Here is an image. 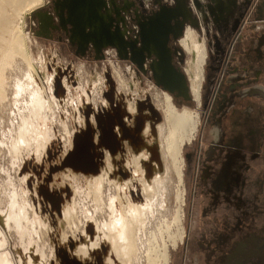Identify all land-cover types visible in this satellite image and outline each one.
<instances>
[{
    "label": "rangeland",
    "instance_id": "374dc122",
    "mask_svg": "<svg viewBox=\"0 0 264 264\" xmlns=\"http://www.w3.org/2000/svg\"><path fill=\"white\" fill-rule=\"evenodd\" d=\"M106 1L108 2V0ZM134 1L137 2V8L144 12L149 8L156 9L157 6L152 3L154 1L170 5L174 0ZM207 1L202 0V5H207ZM51 2L52 0H42L38 6L26 14L22 23L33 62L26 64L18 55H14L11 63L10 61L1 63V73H3L1 88L4 90V97L0 99L1 264H54L56 258L59 259V262L57 261L55 264H81L77 259L71 260L70 258L69 252L70 250L74 252L75 246L70 248L60 246L59 242H63L67 236H81L86 222L89 223L90 221L89 224L93 223L95 226H100L108 221V215L112 208L110 197L113 196L114 192L112 185L107 184L108 178L102 171L105 185L104 189L97 193L96 190L89 188L84 175L100 172V166L103 164L102 159L107 152L105 150H108L110 154H116L118 146L120 149V141L115 137L114 130L118 121L122 123L124 115L121 114V104L116 101L117 97L114 91L117 73L124 83L135 82V90L138 92L137 99L149 104L150 111L155 114L156 112L159 113V118L162 119V112L155 109L154 103L156 102V94L162 92L163 89L154 83L148 67L146 74L135 71V65L128 60L118 58L115 49L112 47H106L102 50L103 58H95L92 56V52H85L84 55L74 52L75 48L69 45L65 36L64 38L61 35H55L53 38H49L52 29L55 27L54 18L51 14L53 13ZM186 2L192 19L197 23L193 24L189 22L191 19L189 21L186 19L180 38L189 26L196 30L200 40L206 41V48L208 49L204 64L200 103L192 99L187 102L181 98L176 99L182 102L177 103L179 109H182L183 106L189 107L198 114L202 124L203 113L206 111L205 101L209 92L208 80L213 77L216 82H221V79H217L220 72L215 73L211 68L212 65H215V57L214 60L210 58L214 53L208 44L209 40L211 41V32L208 31L210 25H206L202 11L193 8V0H186ZM250 2L244 11L245 15H243V20L236 34L225 48L229 65L237 64L241 59L238 52H254L253 48L257 45L258 40L263 37L264 0H250ZM135 11L139 13L136 8ZM40 15L51 17L47 31L41 29ZM18 23V18H14L13 29ZM130 27L135 33L136 26L131 24ZM65 30L67 29L65 28ZM240 33L242 36L239 38L238 34ZM180 38L175 39L173 52H177L176 54L179 55H176L175 65H173L187 77L185 68L190 56L180 46ZM90 48L92 47L88 48L89 51ZM261 49L264 52V44ZM229 56L230 59H228ZM33 71L39 73V76L41 75L40 80H37L39 76H36L30 82L28 74L31 75ZM51 74L55 75L51 89H48V84L46 85L44 79ZM44 75L45 77H43ZM100 78L105 81L104 85L98 84L100 81L97 80ZM88 85H91V89L88 88ZM84 90L86 91L84 92ZM86 97L92 98L86 102ZM93 98L94 100H92ZM101 99L109 101L111 109L102 110ZM263 105L262 103L257 104V109H254L255 112L263 108ZM243 109L248 110L247 108ZM84 123L86 126L83 125ZM73 131L76 135L72 139V148L69 147L70 149H68L67 142L70 136L68 133ZM138 131L140 128L137 129ZM97 133L100 135L98 146L94 143V137ZM125 138H128V135ZM193 143V141L192 143H185L182 150V156L185 159L183 183L178 182L179 179L171 164V159L167 156L168 169H162L159 175L153 172L154 176L150 177L151 180L156 176H159L160 179L158 180L156 177L155 180L149 182L153 188L147 187L146 191L138 188L132 192L133 197L138 200H134V204L137 201L136 205H139V209L136 207L127 208V205L124 206L127 213H124L121 211L120 204L116 207V212L111 219V222L115 224L111 227V231L113 232L115 228L122 226L124 217H127L128 221L130 219L128 223L131 228L135 226L130 233L134 247L131 251L128 246V248L126 245L122 246V250L125 249L123 250L125 256L120 254L121 260L127 257V260L129 258L131 260V262L129 260V264H165L162 253L165 251L163 247H166L165 252L168 253V257L170 256L169 263L182 264V248L190 220L189 178L191 171L195 170L194 160L191 159V153L194 149ZM161 164L164 166L162 162ZM67 169H72L77 172V175H71ZM163 171L166 175L163 174ZM158 181H161L162 185ZM62 184L64 187L61 186ZM157 188L158 190H156ZM176 194L179 196L177 197ZM157 195H160L159 198ZM162 195L163 198H161ZM182 199L184 201H181ZM65 204H67L66 209L70 216L68 215L67 222L61 224V228H57L53 220L56 213L63 217L62 210ZM140 204L145 207L144 210ZM148 204L150 208L147 207ZM48 211L52 215L49 216ZM141 211L145 212L141 213ZM50 217L51 219H49ZM132 218L136 222L132 221ZM182 228L185 233L184 238H182L183 241L180 238ZM128 251H131L132 254H129ZM107 255L105 248L104 253L99 258V264H103L102 258L107 257Z\"/></svg>",
    "mask_w": 264,
    "mask_h": 264
},
{
    "label": "flooded vegetation",
    "instance_id": "af4514ba",
    "mask_svg": "<svg viewBox=\"0 0 264 264\" xmlns=\"http://www.w3.org/2000/svg\"><path fill=\"white\" fill-rule=\"evenodd\" d=\"M108 1L112 6L107 5L106 13L114 18L113 24L124 32L121 33L125 38H134L139 31L138 20L157 9L149 8L144 12L138 9V13L134 0ZM197 1L198 7L194 4L193 8L202 11L206 25H210L211 41L208 44L214 52L210 58L214 60L215 57V65L211 68L215 73L220 72L217 79L221 82L209 78L203 122L199 121V129L197 127L190 142H194L191 159L195 170L189 178L190 220L182 248V264H264V105L258 112L254 110L257 104H264V52L261 49L264 33L253 48L254 52H238L241 59L237 64L229 65L225 48L228 42L231 43L251 2L208 0L207 5H202L204 1ZM175 3L174 0L170 5ZM57 4V0H52L55 27L49 38L65 36L69 45L75 48L74 52L80 54L81 48L70 42V26L67 24L65 30L56 16ZM181 15L171 29V33L180 36L184 20L190 16L194 21L186 4ZM131 24L136 26L135 33ZM78 35L73 34L76 38ZM238 35L239 38L242 36L241 33ZM173 38L171 36L168 42L171 51L175 49ZM198 40L204 45L205 64L206 41L199 37ZM85 52L95 56L92 48ZM176 53H171L174 65L176 55H179ZM121 54L116 53V56L122 60L124 54ZM204 64L197 99L189 88L190 100L198 103L201 101ZM144 67L146 69L147 65Z\"/></svg>",
    "mask_w": 264,
    "mask_h": 264
},
{
    "label": "bare ground",
    "instance_id": "6f19581e",
    "mask_svg": "<svg viewBox=\"0 0 264 264\" xmlns=\"http://www.w3.org/2000/svg\"><path fill=\"white\" fill-rule=\"evenodd\" d=\"M41 2L42 0H0V99L4 97V90L1 88L2 87L1 79L3 75V73H1L2 72L1 63L2 62L8 63L9 61L11 63V60L12 58H14L13 57L14 55H18L22 59V61L26 64H31L33 62V57L31 56L29 47L26 43V38H25L26 35L23 32L22 23H23V20L26 14L30 10L38 6ZM177 2H178L180 11L182 9H185V4L183 2H181L180 0H177ZM110 3H111V0H110ZM105 4H106V8H108L107 5H109V1L107 2L105 0ZM109 6H112V4H110ZM106 8H105V11H103V13L101 14L105 21L107 20L108 14H110V13H106ZM14 18H18V21H19L18 25L16 24L15 29H13V25H12ZM138 19H140L139 16H138ZM187 19H190V16ZM50 21H51V17L49 15H40L41 29L44 31L45 30L47 31L48 30L47 25L50 24ZM171 36L177 39L180 36V34L176 35L175 33H171L170 37ZM179 43L182 49L186 51V53H188L190 56V58L188 59L189 61L187 62V66L185 68V72L187 74V77L184 78L185 86H183L182 84L173 92H169L164 89L160 93L156 92L157 93L155 97L156 102L155 103L153 102V103H154L155 109H159L162 112L161 113L162 119L159 118V113L156 112L155 114L152 111H150L149 104L141 102L139 101V99H137L138 92L137 90H135V87H136V85L134 84L135 82L124 83V81L119 77L120 75L117 73V80H116L114 91H115V96L117 97L116 101L121 104V114L124 115V119L122 120V123H119L118 121L117 126L115 127V130H114L115 137H117L118 141H120V149L118 146V152L116 154L114 152H113L114 154H110L108 150H105L107 152H105V157L104 159H102L103 164L102 166H100L101 167L100 172L98 174L88 173L84 175V178L86 179L87 185L89 186V188L96 190L97 193L98 192L100 193V191L104 189V185H105L104 179L102 178V175L104 174H101V173L102 171L105 172L106 177L108 178L107 184L112 185V188L114 191L113 196L110 197L111 205H112L111 212H110L111 215L109 214L108 221L102 224L100 223L101 224L100 226H97V225L95 226L92 223V220H91L92 224H89L90 221L89 223L86 222L85 226H83V231H82L81 236L79 237L67 236V238H65L63 242H59L60 246L63 245L69 248L73 245L75 246L74 252L71 250L69 252L71 260L77 259L81 264H94V263L99 264L100 262L99 258L104 253V250L106 248L108 255L107 257L102 256L103 264H129L128 262L130 258L129 260H127V257H126L124 259L122 258L121 260V258L119 257H120V254L121 255L125 254L123 251L125 249L123 248L122 250V246L126 245V248L129 247L130 248L129 250L132 251V247H134V245H133V240L130 237V233L131 231H133L131 229L132 228L134 229L135 226H132L131 228V225H129L128 223L130 219L128 221V218L124 217L125 219L122 221L123 222L122 226H120V228L118 227L115 228L112 232L111 227L114 226L115 223L113 224L111 222V219L113 217V214L116 212V207L118 206V204H120L121 211L124 213H127L124 206L128 205L127 208L128 207L138 208L139 205L138 206L136 205L138 200L135 197H133L132 192L134 190L136 191V189L138 188H141L142 190H145V191L147 187L148 188L150 187L151 189L152 186L150 185L149 182L150 181L152 182V180L156 178L157 176L152 178V180L150 177L154 176L153 172L156 175L157 174L159 175L162 169L167 168V162H166L167 156L170 157L171 159V162H172L171 164L173 165L176 175L179 179L178 182L180 181L181 183H183L182 176H183V165L185 163V159L182 156V150L185 146V143L187 144L188 142H191V140L193 139L195 132L197 130V127H198L199 116L197 113L192 111L189 107L183 106L182 109H179L177 103L179 102L182 103V102L178 101L175 98H181L183 101H186V102L188 100L190 101V98H191L189 95V88H190L192 96L194 97V99H197L198 87L201 81L202 66L205 61V56H204L203 42H199L198 37L192 28L189 27L185 30L184 35L179 40ZM169 52H171L170 48H169ZM3 69H4V66H3ZM38 74L39 73L35 71H33L31 75L28 74L30 82H32L36 76H39ZM54 75L51 74L48 78L45 77V75L43 76L45 77L44 81L46 85L48 84V89H51V83L54 78ZM40 76L38 77L37 80L41 79ZM97 81H100V83L98 82V84H103V85L105 84V81H103V79L101 78L98 79ZM91 85L90 86L88 85L89 87L88 86L87 87L90 88ZM83 88L85 89V87ZM85 91L86 90H84V92ZM91 98L86 97V102L87 100H90ZM92 100H94V98ZM108 102L107 100L101 101L102 110L106 111V110L111 109V107L109 106L110 103ZM94 121L95 120L93 118V122ZM83 125L86 126L85 123ZM139 128H140V131L137 132V129ZM75 135L76 134L74 131L70 134L68 133V136H69L68 142H67L68 149H70L69 147H71V144H73L72 139ZM127 135H128V138H125V136ZM99 138H100V135L97 133L94 137V143H96L95 145L97 146L100 143ZM135 139H138V140H135ZM160 158H162L163 160L161 161ZM159 159L163 163L164 166H162ZM67 171H69L70 174L73 176L77 175V172H74L72 169H67ZM163 174H165L164 171H163ZM162 176L164 178V175ZM157 179L160 180L159 176L157 177ZM160 184L162 185V183ZM159 185L158 187H160ZM61 186L64 187L63 184ZM141 189H140V193H141ZM150 189H148V191H151ZM156 190H158V188ZM159 196L157 198H159ZM161 198H163V195L161 196ZM134 200H137L135 204H134ZM181 201H184V200L182 199ZM155 203L152 205L154 206ZM149 204L148 206L147 205L146 206L149 207ZM66 206L67 204H65V207L62 210L63 217H60L56 213L55 219L54 220L52 219L57 225L56 226L57 228H61V224L64 222H67L68 215L70 216L69 212L66 209ZM140 206L142 205L140 204ZM144 208L145 207H143V210ZM149 208L148 210H150ZM142 212H145V211H141V213ZM48 215L50 216L52 215V213L48 211ZM135 217L137 218V216ZM49 219H51V217ZM132 221H134L133 218H132ZM134 224L136 225V223ZM141 224L143 225V223ZM180 234H181L180 238L182 240L184 236L183 228ZM165 248L163 247V249L166 251ZM131 251H128L129 254L131 253ZM165 251L162 253L163 254L162 257L164 261L163 263L170 264L169 263L170 256L168 257V253ZM133 256H135V254ZM57 261L59 262V259L56 258V261H54V264L57 263Z\"/></svg>",
    "mask_w": 264,
    "mask_h": 264
},
{
    "label": "water",
    "instance_id": "95a60500",
    "mask_svg": "<svg viewBox=\"0 0 264 264\" xmlns=\"http://www.w3.org/2000/svg\"><path fill=\"white\" fill-rule=\"evenodd\" d=\"M57 1L56 16L64 27L67 24L70 26V42L81 48V55L85 54L88 47H92L95 58H103L102 50L112 47L120 56L123 53L124 59L135 65L137 72L146 74L144 64L147 63L154 83L162 89L173 92L182 84L185 86L186 76L171 62L173 51L169 52L168 47L175 20L182 17L177 0L175 5L169 7L154 1L157 9L138 20L139 31L134 38H125L119 27L113 24L114 18L111 15H108L106 21L103 19L101 14L106 8L105 0ZM183 1L187 5L186 0ZM193 2L198 7V1ZM189 22L197 23L192 20ZM76 33L79 34L77 38L73 36Z\"/></svg>",
    "mask_w": 264,
    "mask_h": 264
}]
</instances>
